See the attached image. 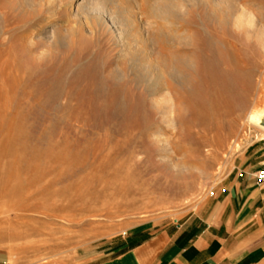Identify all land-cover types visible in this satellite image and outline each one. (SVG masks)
Masks as SVG:
<instances>
[{
    "label": "rangeland",
    "instance_id": "374dc122",
    "mask_svg": "<svg viewBox=\"0 0 264 264\" xmlns=\"http://www.w3.org/2000/svg\"><path fill=\"white\" fill-rule=\"evenodd\" d=\"M89 1L0 0L1 264H102L263 161L264 0Z\"/></svg>",
    "mask_w": 264,
    "mask_h": 264
},
{
    "label": "crops",
    "instance_id": "0c3cea01",
    "mask_svg": "<svg viewBox=\"0 0 264 264\" xmlns=\"http://www.w3.org/2000/svg\"><path fill=\"white\" fill-rule=\"evenodd\" d=\"M240 176L224 179L198 213L122 237L102 264H264V189Z\"/></svg>",
    "mask_w": 264,
    "mask_h": 264
},
{
    "label": "bare ground",
    "instance_id": "6f19581e",
    "mask_svg": "<svg viewBox=\"0 0 264 264\" xmlns=\"http://www.w3.org/2000/svg\"><path fill=\"white\" fill-rule=\"evenodd\" d=\"M92 1V0H91ZM91 1H89V2H87V3H90ZM172 3V2H171ZM167 4V3H166ZM178 4V3H177ZM170 5V4H169ZM81 6H82V4H81ZM97 6V7H96ZM96 6H92L91 7V9H92V11H96L97 10V8H98V5H96ZM96 8V9H95ZM171 8H179V9H181V8H183V6L181 5V4H178V5H175L174 7H172V6H168V7H166V8H163V10L165 11L166 9H171ZM99 10H101V9H99ZM165 12H167V10L165 11ZM111 13V12H110ZM113 14V13H112ZM103 17V19L106 21V23H108V24H111L112 26H113V24H114V22H113V20H112V18H110L108 15H103L102 16ZM116 19V18H115ZM119 26V25H118ZM246 123H248L249 125H252V126H255V127H257L263 134H264V121H263V119H261L260 120V117H259V114H257L256 112L254 113H250L247 117H246Z\"/></svg>",
    "mask_w": 264,
    "mask_h": 264
},
{
    "label": "built area",
    "instance_id": "2783aa9c",
    "mask_svg": "<svg viewBox=\"0 0 264 264\" xmlns=\"http://www.w3.org/2000/svg\"><path fill=\"white\" fill-rule=\"evenodd\" d=\"M260 150L262 152L263 161H262L259 169L254 173L253 179L259 187L264 189V139H262V141H261V149Z\"/></svg>",
    "mask_w": 264,
    "mask_h": 264
}]
</instances>
